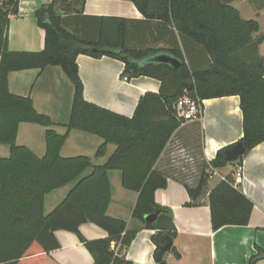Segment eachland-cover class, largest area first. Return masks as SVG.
<instances>
[{
  "label": "trees",
  "instance_id": "16d2710c",
  "mask_svg": "<svg viewBox=\"0 0 264 264\" xmlns=\"http://www.w3.org/2000/svg\"><path fill=\"white\" fill-rule=\"evenodd\" d=\"M130 1L143 16L139 21L161 23L169 43L166 47L145 45L143 34L144 40L135 41L131 34L135 21L125 17L80 13L73 15V26L69 27L57 8L65 5L71 10L70 0H51L35 12L36 23L44 32L43 49L11 51L7 45L9 16L17 15L19 0H2L0 144L9 147V155L0 157V264H58L49 256L41 260L31 256L58 248L54 232L59 229L73 232L92 255L94 264H131L120 253L137 230H128L124 220L107 214L110 170H119L123 188L137 193L132 216L145 228L155 230L152 241L156 255L175 233L168 226V222L172 223L170 211L154 199L155 190L166 187L168 175L154 166L172 134L185 122L175 111L176 101L184 94L199 100L237 95L243 117V134L237 142L243 145L244 154L264 142V57L258 52L264 34L254 36L258 23L241 18L238 10L223 0ZM172 38L175 44L170 43ZM78 54L119 59L124 63L123 78H155L160 82L159 90L141 95L131 117L98 106L83 98ZM161 54L175 57L179 66L156 61L154 58ZM50 65L60 66L74 88L64 133H58L56 123L35 109L30 96L14 94L8 88L9 72ZM22 122L45 128L42 156L17 143ZM73 129L103 140L96 157L105 155L108 144L116 148L99 165H94L87 155L62 156L61 148ZM230 146L219 149L209 164L214 168L229 164L224 160V150ZM177 148L178 145L171 147L175 163L172 170L180 172L177 180L194 201L203 193L208 165L203 163L196 184H189L191 179L181 171L184 164L176 160L181 159L176 155ZM241 160L231 163L240 164ZM69 184L72 187L64 199L45 213V195ZM208 202L213 230L248 224L253 202L234 186L231 175L210 189ZM155 211L156 219L145 222L144 216ZM85 222L101 227L107 236L84 237L79 226ZM261 258L264 249L257 247L248 264ZM158 264L166 261L162 259Z\"/></svg>",
  "mask_w": 264,
  "mask_h": 264
},
{
  "label": "crops",
  "instance_id": "0c3cea01",
  "mask_svg": "<svg viewBox=\"0 0 264 264\" xmlns=\"http://www.w3.org/2000/svg\"><path fill=\"white\" fill-rule=\"evenodd\" d=\"M51 0H19L17 15L9 16L7 30L8 49L11 51H40L44 47V32L37 25L36 10ZM235 7L241 18L254 20L259 30L254 36L264 34V0H223ZM2 0H0V5ZM71 10L59 5L57 12L69 27L73 15L118 16L134 20L136 25L131 31L132 38L144 40L147 46L166 47L169 43L160 22L147 23L142 14L130 0H70ZM73 18V19H72ZM72 19V20H71ZM81 20V19H80ZM136 30H140L139 32ZM144 39H143V36ZM183 45L181 39L175 38ZM172 38L171 44H175ZM137 41V40H135ZM186 45L192 48L189 42ZM196 49V48H195ZM259 55L264 57V40L258 46ZM78 74L83 85V98L98 106L118 114L131 117L141 95L158 92L159 80L147 76L127 78L121 76L124 63L109 56L94 58L78 54L76 58ZM8 88L18 95L30 96L35 109L48 115L55 123V130L64 133L70 117L74 88L60 66L50 65L44 69H24L8 74ZM242 112L237 95L205 99L199 118L185 121L172 134L158 160L155 169L168 175L165 188L155 190V202L170 211L175 233L171 238L180 253L176 259L166 252V264H248L257 247L264 249V142L253 147L241 157V163H229L216 168L223 175H231L239 167L242 182L234 186L240 189L252 202L249 222L246 225H225L213 230L210 221L208 193L219 181L217 177L207 178L203 193L191 200L185 187L177 180L172 168L173 145H186L195 154V159L206 163L215 157L219 149L236 143L243 134ZM18 144L25 145L38 156L45 152V128L33 123L22 122L18 126ZM102 139L94 134L70 130L61 148L62 156L87 155L94 165L103 164L113 153L116 146L108 144L104 156L96 157L97 147ZM4 146V147H3ZM9 155V147L0 144V157ZM207 170V169H206ZM108 178L111 185V200L107 214L126 222L128 230H137L129 246L120 256L131 264H158L155 261V244L152 241L154 229H147L143 223L132 216L137 193L122 186L121 172L110 170ZM72 184L55 189L45 195L44 211L50 212L67 195ZM82 235L88 239L105 238L107 232L91 222L79 226ZM59 247L49 253H39L37 260L51 257L58 264H94V259L78 237L70 231L54 232ZM111 248H114L112 244ZM179 261V262H178ZM254 264H264V258Z\"/></svg>",
  "mask_w": 264,
  "mask_h": 264
},
{
  "label": "water",
  "instance_id": "95a60500",
  "mask_svg": "<svg viewBox=\"0 0 264 264\" xmlns=\"http://www.w3.org/2000/svg\"><path fill=\"white\" fill-rule=\"evenodd\" d=\"M158 62L168 63L173 67L179 66L180 62L175 57H172L167 54H161L154 58ZM244 147L240 142H236L232 144L229 148L224 150V160L226 162H235L240 159L244 154ZM158 211L147 214L144 216L145 222H153L157 217ZM166 252L172 253V255L176 258H180V253L177 251L176 247L173 245L172 239L168 238L165 244H163L158 253L155 255V261L159 262L163 259V256Z\"/></svg>",
  "mask_w": 264,
  "mask_h": 264
},
{
  "label": "built area",
  "instance_id": "2783aa9c",
  "mask_svg": "<svg viewBox=\"0 0 264 264\" xmlns=\"http://www.w3.org/2000/svg\"><path fill=\"white\" fill-rule=\"evenodd\" d=\"M126 80V77H124ZM203 101L194 99L188 94L181 96L175 103L176 114L181 117L184 121H191L199 118L203 109ZM208 177H217L219 180H227L228 176L218 172V170L211 165L207 168ZM242 182V174L240 168L236 169L233 178V184Z\"/></svg>",
  "mask_w": 264,
  "mask_h": 264
},
{
  "label": "rangeland",
  "instance_id": "374dc122",
  "mask_svg": "<svg viewBox=\"0 0 264 264\" xmlns=\"http://www.w3.org/2000/svg\"><path fill=\"white\" fill-rule=\"evenodd\" d=\"M36 127H42L41 125L35 124ZM7 146V145H6ZM4 147V146H3ZM177 150L179 152L176 153V155L181 156V159H176L180 163L184 164V169L181 170L186 176H189L191 181L189 184L194 185L196 184L200 171H201V166L204 162L200 160L195 159V154L190 151V148H188L186 145H178ZM178 156H176L177 158ZM177 176H179L180 172L175 173ZM179 262V261H178Z\"/></svg>",
  "mask_w": 264,
  "mask_h": 264
}]
</instances>
